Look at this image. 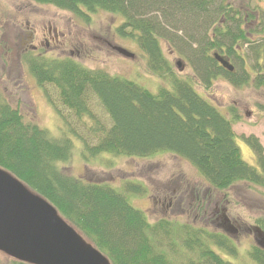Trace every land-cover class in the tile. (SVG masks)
<instances>
[{
    "label": "trees",
    "instance_id": "trees-1",
    "mask_svg": "<svg viewBox=\"0 0 264 264\" xmlns=\"http://www.w3.org/2000/svg\"><path fill=\"white\" fill-rule=\"evenodd\" d=\"M32 1L72 12L84 22L97 11L120 16L114 33L135 42L149 73L166 85L152 91L134 78L90 69L70 56L27 51L21 59L62 124L60 137L35 122H22L19 110L0 93V168L53 205L110 264H232L239 251L228 235L166 218L147 221L129 201L146 194L142 183L127 181L117 190L70 175L60 165L71 159L76 139L85 163L105 154L146 158L166 152L189 163L216 191L239 183L264 189L258 139L242 137L253 153L252 165L236 143L237 109L230 106L226 115L194 88L208 91L223 77L237 88L264 90V36L256 37L264 31V15L256 5L261 0H244L245 7L243 0ZM256 19L259 30L251 28ZM162 42L190 63L193 83L175 72ZM214 53L233 63V71L224 69ZM248 58L252 64L246 67ZM92 106L101 108L109 125L94 128L100 134L90 143L71 125L86 118L99 123ZM254 224L264 233V217ZM247 254L253 264H264V247L251 246ZM178 256L184 259L179 262Z\"/></svg>",
    "mask_w": 264,
    "mask_h": 264
},
{
    "label": "rangeland",
    "instance_id": "rangeland-1",
    "mask_svg": "<svg viewBox=\"0 0 264 264\" xmlns=\"http://www.w3.org/2000/svg\"><path fill=\"white\" fill-rule=\"evenodd\" d=\"M242 3V7H245L244 0ZM256 5L264 15V0ZM89 19V22H84L72 12L59 10L53 5L37 4L32 0H0L1 96L11 107L19 110L22 122H35L54 137H60L59 126L62 124L43 89L36 84L21 59L27 51L38 53L41 50L49 55L70 56L90 69H102L110 74L134 78L152 91L160 84L166 85L149 73L137 44L114 33L115 26L122 20L120 16L97 11L91 13ZM260 23L256 19L251 28L259 30ZM262 36L264 31L256 33V37ZM114 46L127 49L133 56L119 54L113 49ZM162 50L175 72L189 77L190 82L195 81L188 61L163 42ZM247 62L246 67L252 64L249 58ZM194 88L226 115L230 106L237 109L241 120L232 125L236 143L242 158L253 165V153L242 137L255 136L264 153V90L253 89L250 85L237 88L223 77L213 80L208 91L197 85ZM47 89L56 96L54 89ZM91 108L98 125L86 118L71 126L93 143L100 134L94 128H107L109 122L101 108ZM64 116L69 118V114ZM73 144L71 159L60 165L68 174L86 181L106 183L117 190L127 181L142 183L147 189L146 194L143 197L130 196L129 201L144 211L147 221L154 223L166 218L218 230L228 235L238 248L236 260L230 259L232 264H253L247 252L251 246L258 245L253 237V229L254 220L259 216L264 217V189L239 183L227 192L216 191L207 186L189 163L166 152L146 158L105 154L85 163L82 161L80 142L74 139ZM203 190L207 191L204 197ZM222 215L229 219L228 224L232 229L223 228ZM223 256L229 260L228 256ZM183 259L177 257L179 262ZM12 260L0 252V264H10Z\"/></svg>",
    "mask_w": 264,
    "mask_h": 264
},
{
    "label": "water",
    "instance_id": "water-1",
    "mask_svg": "<svg viewBox=\"0 0 264 264\" xmlns=\"http://www.w3.org/2000/svg\"><path fill=\"white\" fill-rule=\"evenodd\" d=\"M119 54L132 57L127 49L114 46ZM226 70L233 65L214 53ZM179 66V62L176 63ZM42 196L0 168V252L28 264H110ZM257 233L264 240L259 228Z\"/></svg>",
    "mask_w": 264,
    "mask_h": 264
},
{
    "label": "flooded vegetation",
    "instance_id": "flooded-vegetation-1",
    "mask_svg": "<svg viewBox=\"0 0 264 264\" xmlns=\"http://www.w3.org/2000/svg\"><path fill=\"white\" fill-rule=\"evenodd\" d=\"M222 217H223V221H222L221 225L223 226V228H226V229L229 228V230L232 229V227H229V224H228L229 219L224 215H222ZM253 234H254L253 237L255 239V242H257L260 247H264V240L260 235H258L256 226L253 229Z\"/></svg>",
    "mask_w": 264,
    "mask_h": 264
}]
</instances>
